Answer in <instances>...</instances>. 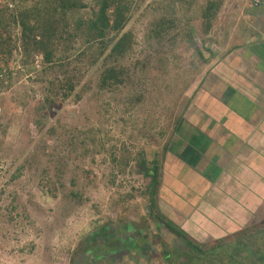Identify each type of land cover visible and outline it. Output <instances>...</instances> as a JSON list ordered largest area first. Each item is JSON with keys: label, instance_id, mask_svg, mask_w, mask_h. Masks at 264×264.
Here are the masks:
<instances>
[{"label": "rangeland", "instance_id": "1", "mask_svg": "<svg viewBox=\"0 0 264 264\" xmlns=\"http://www.w3.org/2000/svg\"><path fill=\"white\" fill-rule=\"evenodd\" d=\"M47 1L0 0L5 20L0 24V264H168L156 236L185 251L189 245L147 219L150 180L137 166L141 153L161 163L181 110L202 79L205 67L197 49L203 36L197 28L207 0H134L119 34L132 38V49L109 62V50L93 63L100 50H91L83 36L65 34L57 60L79 79L72 97L59 95L53 104L46 102V81L55 75L43 70L41 55L24 52L12 20L30 8L43 9ZM78 1L84 8L69 13V32L102 0ZM218 1L221 10L207 44L217 52L237 41L229 32L238 29V10L252 5V0ZM170 15L177 26L164 38L151 37L154 23ZM110 66L125 73V84L102 89L101 76ZM114 231L126 242L142 239L134 248L115 250L104 241ZM238 238L245 237L234 242ZM227 242L220 250L227 252ZM95 245L109 248L100 261ZM239 251V257L253 261L252 245ZM177 263L188 264L185 256Z\"/></svg>", "mask_w": 264, "mask_h": 264}, {"label": "crops", "instance_id": "2", "mask_svg": "<svg viewBox=\"0 0 264 264\" xmlns=\"http://www.w3.org/2000/svg\"><path fill=\"white\" fill-rule=\"evenodd\" d=\"M238 14L229 32L237 41L218 52L207 45L210 60L160 163L157 213L206 247L264 225V3Z\"/></svg>", "mask_w": 264, "mask_h": 264}, {"label": "trees", "instance_id": "3", "mask_svg": "<svg viewBox=\"0 0 264 264\" xmlns=\"http://www.w3.org/2000/svg\"><path fill=\"white\" fill-rule=\"evenodd\" d=\"M133 1L134 0H102L98 8L93 10L89 19L75 21L76 27L73 32L67 31L69 25L68 17L69 13L78 12L84 8V5H79L78 0H48L43 9L36 10L30 8L28 12L21 16L20 20H18L16 15L12 17L13 24L20 28L21 33L19 42L22 44L24 52L28 55L31 52L35 54L38 53L36 55H41L43 70H46V73L47 69L51 70L55 75V77L49 78L46 81L48 92L46 98L47 103H55L56 97L59 95L63 96V100H67L74 95L77 89V79H79L77 78V74L65 69L62 63L63 59L57 60V52L60 48V43L67 38L65 34L68 35V38L77 37L79 35L83 36L91 50L95 49V47L100 50L95 59L96 61L93 63H96L108 50L109 53L105 58L106 62H109L111 59L124 57L126 53L132 49V38L127 35H123L119 38V34L129 22ZM189 3L193 2L189 1ZM221 6L222 3L218 0H207L200 6L201 14L198 19L200 23L197 29L203 36V48L209 53H212L211 49L207 47L208 42L211 40L210 32L213 30L214 22L218 17ZM193 19L190 18V20ZM177 21L178 19L173 18L171 15L169 17L163 16L154 23L150 36L157 39L164 38V35H168L170 30L177 26ZM2 23L4 25V18H0V24ZM1 36L0 34V50L3 45ZM186 36L193 38L191 32H187ZM197 53L203 63H207L210 60V58L207 59L204 56L201 49H197ZM56 69L58 71H55ZM128 79H130V77H128ZM125 81V73L122 70L120 71L119 67L110 66L106 68L101 76V88L112 90V87L125 84ZM79 99L80 97H77V100ZM51 132H54V130L51 129ZM169 144L170 141L164 145L162 156L168 152ZM113 160L115 161V157ZM137 168L140 175L150 180L145 189L148 193L150 201L149 208L151 210L147 215V219L150 217L156 223L160 222L165 224L171 232L183 238L190 246V251L187 253L179 247L170 245L159 235L156 236V242L161 245V254L168 264H179L177 262L184 256L188 264H195V262L197 264H224L226 261H230L232 264H264V239L259 238L264 235V226L245 230L238 234L237 237L243 236L245 238L236 239V244L234 240L227 242V249H223L227 252L220 250L226 245L221 242H218L212 247L194 243L183 231L164 221L163 217L159 216L157 213L156 198L159 192L161 173V164L159 160L157 158L149 160L145 153H141ZM133 227L137 228L136 225ZM129 228H131V226H129ZM104 241L105 246H111L115 248V250H119L125 245L129 248L136 247L135 240L122 244L123 239L121 238L120 240L116 235L109 234ZM247 244L250 246L252 245V252L249 251V254L253 255V261L247 262L238 255V252H240L239 250ZM103 246L104 245L93 246L95 258L98 259L97 261H100L99 259H101V257L108 254L109 248L105 250L102 248ZM209 253H211L210 255L212 256L208 259ZM217 253L219 255H217Z\"/></svg>", "mask_w": 264, "mask_h": 264}, {"label": "built area", "instance_id": "4", "mask_svg": "<svg viewBox=\"0 0 264 264\" xmlns=\"http://www.w3.org/2000/svg\"><path fill=\"white\" fill-rule=\"evenodd\" d=\"M264 3V0H252L253 7H261ZM2 68V64L0 62V69ZM0 76H2V73L0 71Z\"/></svg>", "mask_w": 264, "mask_h": 264}, {"label": "water", "instance_id": "5", "mask_svg": "<svg viewBox=\"0 0 264 264\" xmlns=\"http://www.w3.org/2000/svg\"><path fill=\"white\" fill-rule=\"evenodd\" d=\"M200 49L203 51V54L206 58H208V56H210V53L207 52L204 48H203V43H201Z\"/></svg>", "mask_w": 264, "mask_h": 264}]
</instances>
